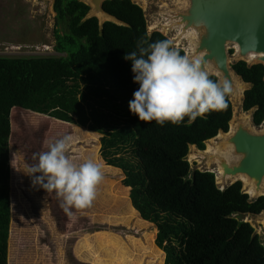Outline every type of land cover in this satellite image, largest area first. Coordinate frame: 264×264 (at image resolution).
<instances>
[{
    "label": "trees",
    "instance_id": "16d2710c",
    "mask_svg": "<svg viewBox=\"0 0 264 264\" xmlns=\"http://www.w3.org/2000/svg\"><path fill=\"white\" fill-rule=\"evenodd\" d=\"M103 8L121 23L101 24L96 15L88 16L91 5L85 0H54V49L65 54H0V264L14 259L9 255L17 232L32 234L22 220H14L17 209L26 214L12 194L14 111L19 120L23 112L34 113L48 118L50 128L56 122L76 124L100 137L103 160L121 169L132 205L156 226L165 264H264V227L257 233L251 222L238 217L262 212L264 195L251 199L240 180L220 188L215 172L194 168L188 159L191 146L204 150L209 139L229 130L231 95L225 110L191 123L187 117L162 126L141 121L129 107L139 84L133 80L132 61L124 56L139 54L142 41L147 47L171 38L148 29L145 10L135 0H105ZM176 47L186 55L182 46ZM231 65L249 83L241 106L253 111V124L259 126L264 121V64L238 60ZM51 136L56 140L55 132ZM48 195L60 201L54 191ZM24 200L32 210L28 195ZM75 224L82 233L112 229L126 234L123 226Z\"/></svg>",
    "mask_w": 264,
    "mask_h": 264
},
{
    "label": "rangeland",
    "instance_id": "374dc122",
    "mask_svg": "<svg viewBox=\"0 0 264 264\" xmlns=\"http://www.w3.org/2000/svg\"><path fill=\"white\" fill-rule=\"evenodd\" d=\"M42 1L0 0V54H65L54 49L55 11L51 9L47 12ZM139 3L145 10L148 29H159L172 40L176 32L163 29L164 18L161 10L179 5L182 0H139ZM174 44L182 46L186 52L189 50L184 38L174 41ZM229 49L234 52L235 46L231 45ZM231 100L233 110H236L234 112L242 113V101L235 102L232 94ZM13 114V135L10 139L11 165L14 172L12 194L16 193L17 199L26 208V214H21L17 209L14 220H22L25 227L31 228L32 234L23 236L17 232L13 236L9 256L14 259L10 260V264H165V252L155 241L156 226L144 220L132 205L130 188L121 182L122 171L103 160L100 154V137L96 133L76 124L59 122L50 128L46 121L48 118L34 113L23 112L24 116L20 120L17 112L14 111ZM22 125L27 127L25 131L21 128ZM52 132H55L56 140L65 136L71 137L67 155L73 162L80 164L92 159L102 165L104 173V179L97 188V196L91 207L84 210L73 208L71 217L61 207V199L58 201L53 198L51 201L49 193L40 185L34 184L33 177L28 174L30 166L38 163L39 153L48 150L45 142L55 141L51 136ZM194 149L191 146V153L188 155L193 167L200 162ZM199 167L215 170L216 173L218 171L215 165ZM241 182L243 190L247 191L244 182ZM27 195L32 210L25 204L24 198ZM238 217L242 215L238 214ZM244 219L252 223L257 233H262L263 220H253L249 216H244ZM76 221L80 228L94 222L123 226L126 234L112 229L106 230L107 234H99L98 231L82 233L79 229H74Z\"/></svg>",
    "mask_w": 264,
    "mask_h": 264
},
{
    "label": "water",
    "instance_id": "95a60500",
    "mask_svg": "<svg viewBox=\"0 0 264 264\" xmlns=\"http://www.w3.org/2000/svg\"><path fill=\"white\" fill-rule=\"evenodd\" d=\"M85 1L91 5L88 16L96 15L101 24L106 20L121 23L103 8L105 0ZM135 1L139 3V0ZM42 4L50 12L54 0H43ZM161 11L163 29L176 32L173 42L184 38L189 47L188 56L202 58L207 71L219 80H231L234 84L233 100L242 101L249 83L241 79L231 64L238 60L264 64V0H182L181 4ZM231 45L235 46L234 54L230 52ZM252 112L237 114L232 118L229 130L215 136L213 146L219 150L205 152L193 147L200 157L194 168L202 169L199 165L220 168L221 172L210 171L216 173L221 188L242 181L238 177L231 178L243 175L253 189L252 194L246 193L256 199L264 195V121L261 126H255ZM221 143L226 145L223 150L219 147ZM241 215L264 223V210L258 214Z\"/></svg>",
    "mask_w": 264,
    "mask_h": 264
},
{
    "label": "clouds",
    "instance_id": "9594fccd",
    "mask_svg": "<svg viewBox=\"0 0 264 264\" xmlns=\"http://www.w3.org/2000/svg\"><path fill=\"white\" fill-rule=\"evenodd\" d=\"M144 43L138 44L139 54L133 51L124 56L132 61L133 80L139 84L129 107L141 121H156L162 126L166 121L179 124L187 117L191 123L228 107V98L234 91L231 80H213L202 58L181 55L171 39L147 47L142 46ZM70 143V136L46 141L48 150L39 153L38 163L30 166L28 174L34 184L48 193L54 191L71 217L73 208L91 207L104 173L102 165L92 159L73 162L67 155Z\"/></svg>",
    "mask_w": 264,
    "mask_h": 264
},
{
    "label": "bare ground",
    "instance_id": "6f19581e",
    "mask_svg": "<svg viewBox=\"0 0 264 264\" xmlns=\"http://www.w3.org/2000/svg\"><path fill=\"white\" fill-rule=\"evenodd\" d=\"M144 2H145V0H144ZM174 38V37H173ZM179 40V39H178ZM235 110V109H234ZM236 111V110H235ZM246 112H242V113H240V114H245ZM237 114L234 112V115H233V117H235ZM215 137H213V138H211V139H209V141H208V143L206 144V147H205V149H204V151L205 152H212V151H217V150H219V149H216L214 146H213V143H214V139ZM219 147H220V150H223V149H225V147H226V145L224 144V143H221L220 145H219ZM193 155H195V154H193ZM196 156V155H195ZM195 158V157H194ZM195 159H197V158H195ZM219 170V172H221V170H220V168L218 169ZM236 177H238V178H240L243 182H244V185H245V188L247 189V191L250 193V194H252L253 193V189H252V187H249V184H248V180H247V178L245 177V176H243V175H240V176H235V177H232L231 179H234V178H236ZM229 178V177H228ZM145 220V219H144ZM97 232V231H96ZM98 233L100 234H107V231L106 230H100V231H98Z\"/></svg>",
    "mask_w": 264,
    "mask_h": 264
},
{
    "label": "flooded vegetation",
    "instance_id": "af4514ba",
    "mask_svg": "<svg viewBox=\"0 0 264 264\" xmlns=\"http://www.w3.org/2000/svg\"><path fill=\"white\" fill-rule=\"evenodd\" d=\"M230 50H231V49H230ZM232 50H233V49H232ZM232 52H233V51H232ZM232 52H231V53H232ZM260 126H261V125H260Z\"/></svg>",
    "mask_w": 264,
    "mask_h": 264
},
{
    "label": "built area",
    "instance_id": "2783aa9c",
    "mask_svg": "<svg viewBox=\"0 0 264 264\" xmlns=\"http://www.w3.org/2000/svg\"><path fill=\"white\" fill-rule=\"evenodd\" d=\"M221 188V187H220Z\"/></svg>",
    "mask_w": 264,
    "mask_h": 264
}]
</instances>
